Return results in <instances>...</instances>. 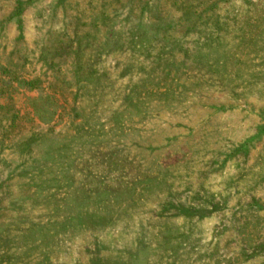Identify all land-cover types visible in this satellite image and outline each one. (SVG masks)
I'll return each instance as SVG.
<instances>
[{
    "label": "rangeland",
    "instance_id": "rangeland-1",
    "mask_svg": "<svg viewBox=\"0 0 264 264\" xmlns=\"http://www.w3.org/2000/svg\"><path fill=\"white\" fill-rule=\"evenodd\" d=\"M0 264H264V0H0Z\"/></svg>",
    "mask_w": 264,
    "mask_h": 264
}]
</instances>
